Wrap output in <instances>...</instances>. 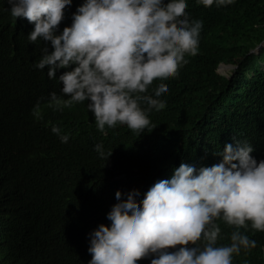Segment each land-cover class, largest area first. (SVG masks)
<instances>
[{"label": "trees", "instance_id": "16d2710c", "mask_svg": "<svg viewBox=\"0 0 264 264\" xmlns=\"http://www.w3.org/2000/svg\"><path fill=\"white\" fill-rule=\"evenodd\" d=\"M186 2L189 18L203 21L198 54L176 77L153 83L167 86L160 97L166 107L150 112L156 127L137 136L126 125L102 133L87 101L56 109L49 94L63 96L62 84L35 67L48 42H31L34 25L0 0V219L10 217L0 233V264H89V234L107 229L115 195L143 198L182 162L212 166L222 159L214 152L235 136L264 159V0H234L214 14ZM81 3L66 6L58 31ZM221 64L231 66L226 74ZM53 125L69 136L66 143ZM232 231L221 226L217 243L229 244ZM241 231L257 244L234 254L232 264H264V231Z\"/></svg>", "mask_w": 264, "mask_h": 264}, {"label": "clouds", "instance_id": "9594fccd", "mask_svg": "<svg viewBox=\"0 0 264 264\" xmlns=\"http://www.w3.org/2000/svg\"><path fill=\"white\" fill-rule=\"evenodd\" d=\"M197 2L214 14L234 0ZM8 4L12 16L34 25L28 34L31 42H48L35 67L46 68L48 77L62 84L63 96L49 94L55 108L62 111L87 101L105 134L117 125H126L137 136L155 128L149 113L166 107L160 97L168 88L153 83L176 77L199 51L203 21L189 18L186 0H83L71 25L61 31L58 26L72 0ZM59 69L65 71L57 76ZM51 131L61 142L68 141L59 127L53 125ZM94 148L105 155L102 143ZM253 151L250 141L235 136L214 152L222 159L212 166L182 162L143 198L115 195V206L105 217L107 229L101 224L89 234V264H137L149 257L150 264H232L234 254L257 244L241 229L264 231V159L257 161ZM7 220L9 216L0 219V233ZM228 225L233 228L230 243L218 244L221 226Z\"/></svg>", "mask_w": 264, "mask_h": 264}, {"label": "rangeland", "instance_id": "374dc122", "mask_svg": "<svg viewBox=\"0 0 264 264\" xmlns=\"http://www.w3.org/2000/svg\"><path fill=\"white\" fill-rule=\"evenodd\" d=\"M227 71H229V70H228V69H225V68H223V67H219V68H218V72H219V73L226 74Z\"/></svg>", "mask_w": 264, "mask_h": 264}, {"label": "bare ground", "instance_id": "6f19581e", "mask_svg": "<svg viewBox=\"0 0 264 264\" xmlns=\"http://www.w3.org/2000/svg\"><path fill=\"white\" fill-rule=\"evenodd\" d=\"M205 12L208 13V10H205ZM195 19H199V18H195ZM200 35H202V36L204 35V34H203V26H202V29H201Z\"/></svg>", "mask_w": 264, "mask_h": 264}, {"label": "water", "instance_id": "95a60500", "mask_svg": "<svg viewBox=\"0 0 264 264\" xmlns=\"http://www.w3.org/2000/svg\"><path fill=\"white\" fill-rule=\"evenodd\" d=\"M259 47V46H258Z\"/></svg>", "mask_w": 264, "mask_h": 264}]
</instances>
